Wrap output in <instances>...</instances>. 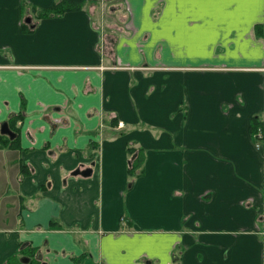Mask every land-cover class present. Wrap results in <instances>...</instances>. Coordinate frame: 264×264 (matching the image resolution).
<instances>
[{"label":"crops","instance_id":"0c3cea01","mask_svg":"<svg viewBox=\"0 0 264 264\" xmlns=\"http://www.w3.org/2000/svg\"><path fill=\"white\" fill-rule=\"evenodd\" d=\"M105 1L0 0V264H264V0Z\"/></svg>","mask_w":264,"mask_h":264},{"label":"flooded vegetation","instance_id":"af4514ba","mask_svg":"<svg viewBox=\"0 0 264 264\" xmlns=\"http://www.w3.org/2000/svg\"><path fill=\"white\" fill-rule=\"evenodd\" d=\"M9 124V123H8ZM10 126V125H9ZM0 127H1V124H0ZM11 129V128H10ZM13 131V130H12ZM14 132V131H13ZM0 133H1V130H0ZM5 149V147H0V150H4ZM20 165H21V167L22 168H26V167H28L30 170H31V172L33 173L34 172V168L30 165V164H25V162H20ZM75 173V172H74ZM74 173H73V175H74ZM13 194V195H12ZM12 196H16L17 198H19L20 199V201H21V203H19V205L21 204V212H22V208L24 207V202H23V198H22V194H20L19 193V190H15V192L13 193V190L12 189H7L6 191H5V195L4 196H2V197H0V210L2 209V206L4 205V204H6V202L4 201V200H2V198H5L6 200L7 199H9V198H11ZM7 205L10 207V208H12L11 206H14V204L13 203H7ZM10 208H9V210H10ZM20 208V207H19ZM57 226H55L54 225V222L53 223H51V225H50V230L53 232V231H57L58 229V227L56 228ZM10 233H17V231H15L14 229L13 230H10L9 231ZM48 243V241L46 242V244ZM19 250H20V255H24L23 257H22V259H20V261H19V264H25V263H28L30 260H32V258H30V256L31 255H29V256H26L25 254H24V251H26V250H30L32 253H34L35 254V258L36 259H38L42 264H47L45 261H43V253H42V251H41V248L40 247H35V246H33L31 243H29V242H23V243H21L20 245H19ZM24 249V250H23ZM32 257V256H31ZM17 259H18V257H17V255H11V256H9L7 259H6V262L7 263H9V264H14L15 262H17ZM21 262H23V263H21Z\"/></svg>","mask_w":264,"mask_h":264},{"label":"rangeland","instance_id":"374dc122","mask_svg":"<svg viewBox=\"0 0 264 264\" xmlns=\"http://www.w3.org/2000/svg\"><path fill=\"white\" fill-rule=\"evenodd\" d=\"M106 2V1H105ZM122 3V8H123V12L121 13V15H128V17H131L132 16V10H131V2H130V0H107V8L106 9H108V12H111L110 11V8H111V6H113V5H116L117 3ZM110 5V7H109V5ZM107 12V10H106V15H105V17L106 18H110V17H113V15H111L110 13H108ZM126 17V16H125ZM132 23V22H131ZM131 23H129V28H130V30L131 29H133V26L131 25ZM56 123V122H55ZM56 124H58V123H56ZM1 134V133H0ZM2 136H4V137H2V139H3V142L5 143V145H7V144H10V140L6 137L7 135H3V134H1ZM0 162H2L1 163V165H0V169L2 170V168H6L5 166V164H3V162H5L4 161V159L3 160H1ZM80 170V169H79ZM0 179H1V177H0ZM2 183L0 182V185H1ZM24 254L26 255V256H29V255H31L32 256V263H34V264H42L38 259H36L35 258V254L34 253H32L30 250H26V251H24Z\"/></svg>","mask_w":264,"mask_h":264},{"label":"trees","instance_id":"16d2710c","mask_svg":"<svg viewBox=\"0 0 264 264\" xmlns=\"http://www.w3.org/2000/svg\"><path fill=\"white\" fill-rule=\"evenodd\" d=\"M81 8V3H79L78 1H69V2H65L64 4H58L56 5L52 10L48 11L49 14H45L44 16H48L51 14H60V13H64L66 11H73V10H78ZM2 136L0 134V147H5V143L3 142Z\"/></svg>","mask_w":264,"mask_h":264},{"label":"snow or ice","instance_id":"6c2138e0","mask_svg":"<svg viewBox=\"0 0 264 264\" xmlns=\"http://www.w3.org/2000/svg\"><path fill=\"white\" fill-rule=\"evenodd\" d=\"M177 0H169L170 4H175ZM181 3L193 4H227V5H243L249 3L250 0H180Z\"/></svg>","mask_w":264,"mask_h":264},{"label":"water","instance_id":"95a60500","mask_svg":"<svg viewBox=\"0 0 264 264\" xmlns=\"http://www.w3.org/2000/svg\"><path fill=\"white\" fill-rule=\"evenodd\" d=\"M0 130H1V134L8 135L10 136L11 139H14L17 135L10 129L9 124L7 122L1 124ZM92 173H93L92 169H85L84 171L81 170L75 171L74 175L75 176L82 175L85 177H89L92 175Z\"/></svg>","mask_w":264,"mask_h":264},{"label":"built area","instance_id":"2783aa9c","mask_svg":"<svg viewBox=\"0 0 264 264\" xmlns=\"http://www.w3.org/2000/svg\"><path fill=\"white\" fill-rule=\"evenodd\" d=\"M118 127H119V128H123V127H124V124H123L122 122H120V123L118 124ZM257 139H258V141L261 140V139H264V137L261 135V132H260V134L258 135ZM261 142H262V141H261ZM257 146L260 147L261 145H257Z\"/></svg>","mask_w":264,"mask_h":264},{"label":"bare ground","instance_id":"6f19581e","mask_svg":"<svg viewBox=\"0 0 264 264\" xmlns=\"http://www.w3.org/2000/svg\"><path fill=\"white\" fill-rule=\"evenodd\" d=\"M41 13V12H40ZM40 18V16H38ZM23 28H26L23 26ZM8 121V120H7ZM8 123V122H7ZM10 127V126H9ZM140 153V152H139ZM139 155V154H138ZM134 164V163H133ZM33 176V175H32ZM42 187V186H41ZM49 188V187H48ZM45 190V189H44ZM13 195V194H12ZM24 250V249H23ZM80 260V259H79ZM81 261V260H80Z\"/></svg>","mask_w":264,"mask_h":264}]
</instances>
